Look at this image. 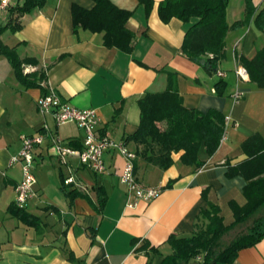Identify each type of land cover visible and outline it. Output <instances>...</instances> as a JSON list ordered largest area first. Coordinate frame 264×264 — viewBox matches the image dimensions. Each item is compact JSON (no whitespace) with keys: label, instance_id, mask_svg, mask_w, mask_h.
<instances>
[{"label":"crops","instance_id":"0c3cea01","mask_svg":"<svg viewBox=\"0 0 264 264\" xmlns=\"http://www.w3.org/2000/svg\"><path fill=\"white\" fill-rule=\"evenodd\" d=\"M111 1L131 12L125 22L134 34L130 51L106 46L101 32L73 30L72 4L91 8L94 0H42L18 16L17 29L3 30L0 40L15 47L20 57L32 59L24 63V72L44 71L41 84L46 90L53 89L69 105L94 108L98 134L107 133L133 151L136 143L128 136L139 124V98L145 92L172 88L186 107L216 108L224 113L229 134L211 154L199 149V165L182 161L181 150L172 153L166 168L136 155L137 179L162 187L149 201L136 199L120 182L124 157L116 147L103 151L102 172L92 171L76 154L62 158L56 153L53 134L60 145L80 148L83 128L72 121L56 124L51 114L39 111L36 101L42 89L22 85L0 52V264H159L170 252L168 237L190 234L209 201L220 207L224 223L233 218L229 200L245 202V179L230 175L229 169L246 157L244 139L254 133L264 138V109L261 116L247 109L254 83L237 81L232 63L226 65L235 46L247 56L257 47L263 32L255 17L264 0H252L255 9L248 22L228 30L225 57L217 61L216 71L182 52L186 25L176 18L162 21L161 0H150L149 6L144 0ZM243 13L244 0H228L229 23ZM8 14V8L0 10V23ZM237 87L242 96L233 100ZM37 133L44 137L32 149L34 194L19 206L32 215L30 221L8 210L22 177L20 161L9 164V159L19 151L22 134ZM232 264H264V236L242 247Z\"/></svg>","mask_w":264,"mask_h":264},{"label":"trees","instance_id":"16d2710c","mask_svg":"<svg viewBox=\"0 0 264 264\" xmlns=\"http://www.w3.org/2000/svg\"><path fill=\"white\" fill-rule=\"evenodd\" d=\"M41 1L23 0L21 3L10 4L7 7V20L0 23V34L7 28L17 29L18 16ZM144 1L149 6L150 0ZM227 3L228 0H161L158 15L164 22L176 18L186 25L182 52L198 63L204 59L201 64L209 67L212 60L219 61L225 57V36L228 30L247 23L255 9L252 0H244L242 17L229 23L226 18ZM130 13L111 0H94L91 8L74 2L71 8L73 30L84 28L101 32L106 46L130 51L134 34L125 25ZM255 19L264 33V9L257 13ZM0 52L9 59L22 85L39 86L42 93L48 91L41 84L45 77L44 71L22 70V64L32 59L20 57L15 47H9L1 40ZM233 53L237 55V62L246 68L248 80L264 89V43L257 46L251 56L239 53L236 48ZM139 106L140 121L128 139L136 143L134 152L146 163L166 168L173 162L172 153L181 150L182 161L199 165L202 162L198 160L199 149L203 147L211 154L220 144L225 115L216 108L201 111L186 107L172 88L145 92L139 98ZM242 148L246 157L231 166L229 174L244 177L245 202L238 204L235 200H229L232 221L224 223L220 207L209 201L200 210L190 234H171L168 237L170 252L164 255L159 264H181L195 258L197 254V257H201L198 264H232L242 247L253 245L264 236V138L254 133L242 141ZM8 210L32 220L31 214H25L22 207L14 203L9 204ZM233 229H236L235 235L224 243L222 236Z\"/></svg>","mask_w":264,"mask_h":264},{"label":"built area","instance_id":"2783aa9c","mask_svg":"<svg viewBox=\"0 0 264 264\" xmlns=\"http://www.w3.org/2000/svg\"><path fill=\"white\" fill-rule=\"evenodd\" d=\"M13 0H0V10L6 9ZM234 72L237 81L248 79V72L246 68L237 62L235 54ZM218 75H222L223 71L217 70ZM242 96V91L237 87L232 92L233 100H238ZM37 107L42 113H49L52 115L56 124L67 121L75 122L84 130L83 145L80 148H73L70 146L60 145L58 135H52L53 146L56 153L60 157H64L68 153L76 154L81 163L89 167L94 172H102L105 165L102 160V153L109 147H116L124 157V165L119 175L120 182L126 187L128 193H133L136 199L149 201L162 190L158 185H144L136 177L134 171L135 152L129 149L124 142L114 141L107 133L98 134L95 131L97 122L96 111L94 108H79L69 105L62 100L60 96L53 89H48L47 92L42 93L37 101ZM226 119V118H225ZM44 129L46 125L44 124ZM224 133L222 138H224ZM44 137V133L37 134H22L21 147L17 154L12 155L9 159V164L17 161L21 163L22 177L15 185L14 203L17 206H23L27 200L34 194V184L36 177L32 171V149L36 144H39ZM66 182L71 181V177L65 179ZM135 202H128V205H134Z\"/></svg>","mask_w":264,"mask_h":264},{"label":"rangeland","instance_id":"374dc122","mask_svg":"<svg viewBox=\"0 0 264 264\" xmlns=\"http://www.w3.org/2000/svg\"><path fill=\"white\" fill-rule=\"evenodd\" d=\"M234 34V33H233ZM232 34V35H233ZM264 43V33L263 36L259 39V41L257 42V46H260ZM229 42H228V46H229ZM230 48V47H229ZM236 48V46H235ZM233 49V46H232ZM255 50V49H254ZM252 51V55L254 54L255 51ZM228 54V53H227ZM231 53L229 52V56L227 55V59L229 60L227 65L228 67L232 65L234 66V59L230 56ZM232 55H233V51H232ZM237 59V55L235 56ZM26 67H28L27 65L22 64V70L24 71V69H26ZM253 86V90L252 92H250L249 94H247V96L249 97L248 101H247V109L248 110H252L253 112H257V114L261 116V114L263 113V107H264V89L258 88L255 84L252 85ZM246 96V95H245ZM229 134V128H225L224 134ZM227 220V219H226ZM236 229L230 230L229 232H227L225 235L222 236V241L225 243L227 241H229L234 235H235ZM199 254H197L195 256V258H191L188 262H183L181 264H198L200 263L199 260H201V257H197Z\"/></svg>","mask_w":264,"mask_h":264},{"label":"water","instance_id":"95a60500","mask_svg":"<svg viewBox=\"0 0 264 264\" xmlns=\"http://www.w3.org/2000/svg\"><path fill=\"white\" fill-rule=\"evenodd\" d=\"M201 63L204 62V59H201L200 60ZM209 67L212 69V70H215L217 68V61L216 60H212L209 64ZM210 264H215V262H212Z\"/></svg>","mask_w":264,"mask_h":264}]
</instances>
